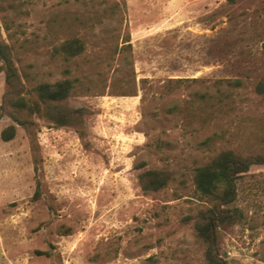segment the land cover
Listing matches in <instances>:
<instances>
[{
  "label": "rangeland",
  "instance_id": "1",
  "mask_svg": "<svg viewBox=\"0 0 264 264\" xmlns=\"http://www.w3.org/2000/svg\"><path fill=\"white\" fill-rule=\"evenodd\" d=\"M72 35L85 50L64 60L53 48ZM0 39L28 88L74 78L64 103L88 111L86 145L71 127L0 118L15 125L0 138V264H203L194 167L264 150V0H0ZM4 89L0 72V103ZM147 168L172 179L144 193ZM236 188L243 218L218 231L220 253L264 264V165Z\"/></svg>",
  "mask_w": 264,
  "mask_h": 264
},
{
  "label": "trees",
  "instance_id": "2",
  "mask_svg": "<svg viewBox=\"0 0 264 264\" xmlns=\"http://www.w3.org/2000/svg\"><path fill=\"white\" fill-rule=\"evenodd\" d=\"M121 49L130 46L128 37ZM264 54V41L262 42ZM64 60L72 59L85 50L83 39L72 35L53 48ZM264 62V59H263ZM0 72L4 73L5 89L0 103V118L9 116L29 134L36 125L35 118L48 121L54 127H71L84 141L85 107H71L64 101L72 95L75 79L60 78L52 82L37 81L29 88L28 72L19 73L15 65L13 47L0 39ZM231 85L241 84L238 79L227 80ZM253 91L264 97V75L253 84ZM136 93L132 92L131 95ZM15 125L9 124L0 131L3 141L10 140ZM252 165H264V150L243 155L233 149H223L207 162L195 166L192 181L197 194L206 202L194 217L195 235L203 247V264H226L220 253L218 231L241 221L242 211L234 205L237 196L236 180ZM138 185L144 193L159 191L167 186L172 173L166 169L147 168L137 173Z\"/></svg>",
  "mask_w": 264,
  "mask_h": 264
}]
</instances>
